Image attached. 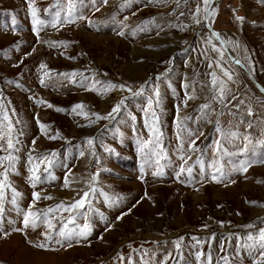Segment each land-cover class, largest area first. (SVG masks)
I'll use <instances>...</instances> for the list:
<instances>
[{"label":"rangeland","instance_id":"rangeland-1","mask_svg":"<svg viewBox=\"0 0 264 264\" xmlns=\"http://www.w3.org/2000/svg\"><path fill=\"white\" fill-rule=\"evenodd\" d=\"M32 2L41 18L51 20L52 13L56 11L51 7L55 0ZM64 2L66 4L67 0ZM197 6L200 10L196 18L200 24L192 18ZM46 8L50 9L47 14L44 12ZM213 9L211 26L220 32L225 41L237 45L233 47L229 44L228 48L264 87V0H216ZM79 12L85 19L55 28L46 27L40 32L42 40L38 42L31 30L27 0H0V93L8 104L7 110L14 126L19 127L15 125L17 119H22L28 125L26 135L21 138L24 146L18 153L17 173L10 175V181L22 193L20 206L25 210L32 201L33 191L52 197L36 202V209L79 199L77 193L82 195L83 191L88 190L91 176L97 174L98 170L96 187L124 199L120 205L109 208L97 195L93 204L104 213L107 222L94 217L95 228L87 240L79 243L73 241L71 247L67 243L60 246L53 242L48 249L35 246L44 242L42 233L46 229L43 225L35 230L12 231L13 227H22L23 216L18 215L10 203H6L4 231L9 234L5 236L0 233V264H121L116 258L117 254L121 253L127 258L132 252L129 244L154 253L153 260L156 262L163 261L170 253L167 264H196L193 253L201 249H192V237L205 242L202 248L205 253L209 251L208 243L212 244L213 264L220 262L225 254L235 264H253L252 255L247 251L241 250L239 255L236 254V237H244L247 232L253 231L244 228V225L252 223L257 229L264 227V223L260 222L264 219V162H254L246 173H232L230 180L221 183L213 182L210 178L202 179L199 167L194 170L195 182L191 184L177 180L171 168L165 170L163 177L152 176L154 169L146 170L141 177L130 121L122 123L125 117L121 115L111 123L99 120L89 126V120L95 119L91 113L107 115L129 93L118 88L102 93L89 91L59 75L73 70H79L88 77L95 73L96 79L131 85L133 91L149 78H152L153 84L159 83L166 113L164 146L177 167L182 161L177 160L173 152L177 144L173 126L176 116L174 105H179L182 117H192L188 126L196 129L197 135L204 133L197 140V146L206 150L207 159H211L213 142L219 138L215 129L218 118L223 128L235 129L238 126L241 133V138L234 144L226 145L230 153L224 159L226 167L236 165L241 160H264V148L255 144L257 140H264V93L254 86L245 73L234 67L215 38L212 44L219 51H213L212 45L206 42L209 32L203 26V0H164L163 3H149V0H107V3L104 0H83ZM125 16L128 17L126 21ZM112 17H115V21L111 20ZM153 19L159 27L153 26L148 32L132 36L125 29V36L117 34L119 22L136 27L141 21L147 20L151 24ZM89 20L97 23L89 26ZM13 21L20 26L18 29ZM171 25L185 27L181 30ZM58 41L69 43H53ZM205 55L208 59H205ZM170 59L173 61L171 64L168 63ZM41 64L46 65L50 72L49 77L45 78L46 86L39 83L44 71L40 69ZM221 68L230 72L233 77L231 81L223 75ZM53 72L56 75H52ZM213 72L227 84L228 94L224 100L227 107L223 111L221 104L210 99V73ZM161 74L166 75L156 81L155 77ZM86 83H91V80ZM183 83H189V93L193 88L197 91V98L188 101L187 106L183 104ZM148 92L151 94V89ZM37 100L46 103L38 105ZM241 100L244 103L237 109L236 105ZM49 103L53 105L52 108L47 107ZM76 103L87 106V118L71 111ZM204 103L211 104L208 109L211 123L196 120L199 115L196 109ZM144 104L143 97L126 101L128 110L137 116L136 127L147 138L142 113L137 108V105ZM249 107L253 111L251 117L247 115ZM56 108L66 111L58 112ZM13 111L18 115H12ZM37 118L51 126L47 136L41 134ZM249 121L253 125L251 128L248 127ZM57 132L61 138H48ZM245 134L254 142L247 150L244 147ZM96 136L100 137L103 145L96 142V156H92L83 142L85 138ZM33 139L36 140L35 145L32 144ZM77 145L85 151L84 157L78 156ZM105 145L113 150L111 154L104 150ZM33 147L34 155L57 151L61 160L66 150L72 149L71 159L67 161L71 169L69 180L72 181L68 188L63 187L68 171L65 168L53 170L57 177L55 181L37 185L35 189L30 186L27 155ZM2 155L5 153L0 150ZM196 155L192 154L193 160ZM97 157L99 163L96 162ZM0 171L3 169L0 168ZM6 196L10 200L11 192L8 191ZM122 212L127 215L117 221L116 217ZM61 215L66 219L68 214L56 213L57 217ZM9 220L13 223L9 224ZM54 222L59 227L58 221ZM108 222L112 226L106 230ZM220 222H223V226ZM212 234H215L214 239H210ZM179 237H184L183 261L177 258L173 244ZM132 258L139 264V255ZM124 264H127L126 259Z\"/></svg>","mask_w":264,"mask_h":264},{"label":"snow or ice","instance_id":"snow-or-ice-1","mask_svg":"<svg viewBox=\"0 0 264 264\" xmlns=\"http://www.w3.org/2000/svg\"><path fill=\"white\" fill-rule=\"evenodd\" d=\"M28 2V12L31 17V25L32 32L37 36L38 42L42 40L40 37V32L43 31L46 27L55 28L57 25L71 24L76 20L85 19L83 15L80 14L79 9L83 0H67L66 4L64 0H55L54 4L51 6L56 8V11L52 13L51 20H45L40 17L39 10L34 6L32 0H27ZM107 3V0H104ZM164 0H149V3H163ZM204 5V21L205 27L209 29L207 43L212 45L213 51H219L215 45L212 44L213 38L220 41L222 47H227L229 44H232L233 47H236L234 42H229L221 39V34L211 30L210 17H212L214 9H212V0H203ZM199 6H197L196 12L193 14V20L197 24H200V20L197 19V15L199 14ZM50 11L49 8L44 9V12L47 14ZM135 14V13H133ZM183 15V13H181ZM125 21L128 17L125 16ZM238 19H240L238 17ZM112 21H115V17L111 18ZM97 22H93L89 20V26H95ZM14 27L17 29L20 27L15 24L13 21ZM159 27L156 24L155 19L152 20V23L149 24L146 21H141L136 27H131L124 22H119L117 27L119 31L118 35L125 36L126 31L132 36H136L139 32H148L151 27ZM175 27H180L183 30V25H171ZM159 35V32H157ZM54 44L67 45L68 41H58L53 42ZM222 55V53H221ZM74 59V57L72 58ZM205 59L208 57L205 55ZM173 61L170 59L168 63H172ZM234 64L240 65V60L236 59L233 61ZM218 68L220 67L219 62L216 65ZM212 65L209 63V68ZM40 69L44 70L43 75L39 79V83L42 86H46L45 78L49 77L50 72L47 70L46 65L41 64ZM223 75L227 77L228 80H232L233 77L228 70L221 68ZM52 75H56L54 72ZM60 76L68 79L70 83L77 84L79 87H84L89 91H97L98 93L107 92L111 89H120L127 91L129 95L124 96L116 103L111 111L107 113V115H99L98 113H91L92 116L95 117L94 120H89V126L96 121L99 120H108L109 123L116 121L119 116L123 115L125 117L123 122L130 121L131 126L133 128V132L135 135V144H136V153L140 160V172L141 177L148 169H154L152 171V176L154 177H163L166 175V169L171 168L173 170V174L177 180H180L182 183H193L195 182V173L194 170L199 167V175L202 179H211L213 182L221 183L223 181L230 180V176L232 173H246L254 162H264V160H241L238 164L232 165L230 167L225 166L224 159L228 156L229 150L226 145H232L237 139L241 138V133L239 131L238 126L234 129L229 127L227 129L223 128L220 125L219 119L215 121V129L218 133V139L213 142L212 148V157L211 159L206 158V150L197 146V140L200 136H203L204 133L200 132L197 135V130L190 128L188 126V122L192 120L191 116H181L179 105H174L176 108V116L173 118V126L175 128V136L177 140L176 147L173 149L174 154L177 157V160L182 161L179 163L178 167L176 166V161L171 159L168 155V150L164 146V117L165 110L162 106V97L159 83L153 84L152 78H149L148 81H145L141 84L138 90L133 91L131 85L126 84H115L111 81H101L96 79V74L92 73L91 77L85 76L83 72L79 70H73L71 72H63L59 74ZM106 75V74H105ZM166 74H161L155 77L156 81H160L162 77ZM211 75V88L210 91V99L216 101L221 104L222 111L227 107L225 105L224 100L226 95L228 94L227 84L219 80L216 73H210ZM79 77V80H77ZM91 80V83H86ZM10 83L15 84L16 81H11ZM195 83V82H193ZM97 85H102V87H97ZM171 87V86H170ZM183 89H185L183 104L187 106L188 101L195 100L197 98V91L195 88L189 93L187 89L190 87L189 83H183L181 85ZM151 89V94H149L148 90ZM139 97H143L145 100V104L143 106L137 105V108L142 113L143 119V129L147 132V138L143 135L141 130L136 127L137 116L134 115L126 105V101L136 99ZM233 99H236L233 96ZM36 103L38 105L46 103L43 100H37ZM244 102L241 100L239 104L236 105V108L239 109L240 105ZM47 107L52 108L53 105L50 103L47 104ZM87 106L83 103H76L72 106L71 111L76 113L77 115H82L85 118L89 116V113L85 111ZM211 107L210 103L201 104L196 111L199 112V115L196 117L197 121H207L211 123L210 113L208 109ZM8 104L5 102L3 98V94L0 93V150H3L5 155L0 156V168L3 171H0V233H3L7 236L9 233L4 231V216H5V204L10 203L14 211L17 212L18 215H22V227L21 228H12V231H24L25 229H38L43 225L46 229L45 232L42 233L44 237V242L35 245L38 248L48 249L49 246L55 242L56 245L63 246L65 243L68 244L69 247L72 246V242L75 241L79 243L81 240H87L93 234L95 225L93 223L94 217H99L101 222H107V217L101 212L98 208H96L93 204V201L97 198V195L103 198L104 204L109 207H116L120 205L124 199L123 196L110 195L105 192L102 188L96 187V181L99 175V170L97 174L91 176V180L89 182L88 190L83 191V194L79 196V199H74L71 203L60 202L54 204L52 206L45 207L43 209H36V202L41 200L42 198L52 199L49 195H43L41 192L33 191L32 192V201L29 203L27 210L21 208L20 201L22 199V193L16 190V188L12 185L10 181V175L17 173V164L19 163L20 157L18 153L21 152L23 148V140L21 139L26 135V129L28 127L27 123L22 119H17L15 121V125H19V127L14 126L13 120L9 116V112L7 110ZM123 110V112H122ZM56 111L63 112L66 111L63 108H56ZM221 113L217 114L219 116ZM12 115H18L13 111ZM236 115V113H233ZM247 115L251 117L253 115V111L251 107L247 110ZM241 121L243 122V117H241ZM36 123L39 127L41 134L46 135L50 129V125L41 123L37 118ZM252 122H248V127L251 128ZM195 136V139L192 137ZM49 139H58L60 137V133L57 132L53 136H49ZM243 139L246 141L245 150L249 148V146H253L254 142L245 134ZM99 142L103 145V141L99 136L96 137H88L85 138L84 144L87 146L92 156H96L95 143ZM6 144V147L4 146ZM32 144H36V140L33 139ZM185 144H187V148L185 149ZM256 145H259L261 148H264V140L255 141ZM79 149L78 156L84 157L85 151L80 148V145H77ZM104 150L109 152L113 151L110 147L104 146ZM35 152V148H30L28 150L27 155V170L29 173L28 181L30 186L35 189L37 185L49 183L55 181L57 177L54 175L53 170L57 168H65L68 171L65 173L63 187L68 188L72 181L69 180V174L71 173V169L68 168L67 161L71 159L72 149L68 148L65 152L64 159L61 160L59 157V153L57 151H53L51 153H39L33 154ZM192 154H197L195 159H192ZM255 154V153H253ZM191 161V163H189ZM97 163H99V158L97 157ZM183 177V179H181ZM11 192V199L8 200L6 193ZM254 203V202H250ZM131 211V209H129ZM57 212L67 213V218L65 219L62 215L60 217L56 216ZM239 214V213H238ZM127 213L122 212L121 215L116 217V220L119 221L123 218ZM83 220L81 224L80 221ZM59 223V227L57 226V222ZM264 223V219L260 221ZM9 224H12L13 221L9 220ZM221 226H223V222H220ZM111 223L108 222L106 224V230L111 227ZM207 227L206 225L204 226ZM246 229H252L253 231L247 232L246 236L240 237L237 236V251L236 254L239 255L241 250L247 251L252 255L253 264H264V227H259L257 229L255 224H248L243 226ZM215 234H212L210 239H214ZM194 243L191 245L192 249L200 248L201 250L194 251L196 264H213V253H212V244L209 242L208 247L209 251L205 253L202 248L205 243L198 237H192ZM174 247L176 249L177 258L180 261H183L184 257L182 255V248L184 244V237H179L177 240L173 242ZM129 248L132 250L131 254L125 258V256L121 253L117 254V259L121 261V264H124L125 259L127 260V264H136L133 260V255L140 256L139 264H167V260L171 256L169 253L163 261L156 262L153 260L154 253H148L142 247L140 249L134 248L131 244H129ZM221 251H224L223 244L221 245ZM235 264L230 257L225 254L220 258V262L217 264Z\"/></svg>","mask_w":264,"mask_h":264},{"label":"water","instance_id":"water-1","mask_svg":"<svg viewBox=\"0 0 264 264\" xmlns=\"http://www.w3.org/2000/svg\"><path fill=\"white\" fill-rule=\"evenodd\" d=\"M214 2V0H212V3ZM212 6V5H211ZM205 25V21L203 22V26ZM204 28L209 32V29L207 27L204 26ZM211 30L218 32V30L214 29L211 26ZM220 33V32H218ZM222 39V38H221ZM218 42V44L221 46L220 41L216 40ZM222 47V46H221ZM222 49L224 50L226 56L228 57V59L230 60V62L234 65V67H236L238 70L244 72L249 79L252 81V83L255 85V87L262 93H264V87L256 80V78L252 75V73L250 72V70L247 68V66L238 58L237 55L234 56V54H232L228 47H222ZM240 60L241 64L244 65V67H241L240 65L234 64L233 61L234 60Z\"/></svg>","mask_w":264,"mask_h":264},{"label":"bare ground","instance_id":"bare-ground-1","mask_svg":"<svg viewBox=\"0 0 264 264\" xmlns=\"http://www.w3.org/2000/svg\"><path fill=\"white\" fill-rule=\"evenodd\" d=\"M215 2H216V0H214V2L212 3V9L214 8V4H215ZM221 38H222V36H221ZM223 39V38H222ZM224 40V39H223ZM228 47V46H227ZM229 49V48H228ZM229 51H230V49H229ZM231 52V51H230ZM232 53V52H231ZM233 54V53H232ZM235 56V55H234ZM240 71V70H239ZM244 73V72H243ZM255 86V85H254Z\"/></svg>","mask_w":264,"mask_h":264}]
</instances>
